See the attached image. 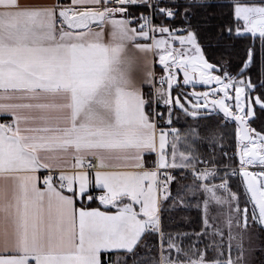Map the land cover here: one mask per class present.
Returning <instances> with one entry per match:
<instances>
[{
	"label": "snow or ice",
	"instance_id": "6c2138e0",
	"mask_svg": "<svg viewBox=\"0 0 264 264\" xmlns=\"http://www.w3.org/2000/svg\"><path fill=\"white\" fill-rule=\"evenodd\" d=\"M186 4L0 0V264H264L251 234L264 230V127L251 126L264 114V0H232L214 33L192 23L211 0ZM249 35L239 65L212 62ZM229 122L243 192L215 154ZM196 191L208 194L199 231L166 233L163 213Z\"/></svg>",
	"mask_w": 264,
	"mask_h": 264
},
{
	"label": "trees",
	"instance_id": "16d2710c",
	"mask_svg": "<svg viewBox=\"0 0 264 264\" xmlns=\"http://www.w3.org/2000/svg\"><path fill=\"white\" fill-rule=\"evenodd\" d=\"M213 4H214V7L209 8L206 11L204 9H201V8L194 9L195 15L192 18V23L194 25L199 23L201 26V32L202 33H214L216 31L215 25L217 23H219L221 20L227 18L225 15H222V14H225L229 11L231 4H232V0H220L219 2H216ZM185 6H187V4H185ZM143 10H144L143 8L132 9L133 12H138V11H143ZM211 12L216 13V18L213 20H210L208 22L209 26H205L203 23V18L208 13H211ZM161 21H163L164 23H167V24H174L175 26H180L179 20H176V21L166 20L165 21V20H163V17H157L155 22L160 23ZM250 40H251L250 35L237 38L235 40V47L228 49L227 52H225L224 49L213 48L212 51L214 52V55L212 57H210V59L212 60L213 63H215V62H217V60H219L221 58V55L223 54L224 59H229L234 66H237L240 64V61H242V59L245 58L244 57V50L249 45ZM162 69L163 68L161 66L157 65V70L160 73H161ZM233 70H235V69H233ZM259 73H260V54H259V42L257 41L256 63L252 66L251 73H246V75L251 74L253 77V81L255 82L259 76ZM199 88L202 89L201 87H199ZM255 111L257 114V118L255 120L251 121V126L255 127V128H257V130H259L261 127H264V114H262L260 112L258 107H256ZM216 119H222V115L219 118L214 117L213 122ZM174 125H175V127L181 128V129H183V127H184V125L182 123L174 124ZM236 128H237V126H236L235 122H229L227 127L218 129L219 132H223V134H224V139H223L224 147H223V149H221L219 146H217L215 154L217 153L218 155L222 156L221 152L223 150L237 151ZM201 151L208 152L211 150L207 149V148H202ZM235 160H236L237 166H239L238 159L236 158ZM176 174L177 173H174V175H176ZM190 179H192V177L189 175L187 180H190ZM199 220L200 219H194V220L192 219V221H189L188 223H190V224H186V232L191 233L193 230L199 231L200 224H201V221H199ZM163 222L165 223L167 232H173L174 233V232H176V230H178L176 228V225L178 223L176 216L171 215L170 219L165 216L163 218ZM168 230H170V231H168ZM193 238L194 237H192L191 239H193ZM153 254L155 255L157 253L154 251Z\"/></svg>",
	"mask_w": 264,
	"mask_h": 264
},
{
	"label": "rangeland",
	"instance_id": "374dc122",
	"mask_svg": "<svg viewBox=\"0 0 264 264\" xmlns=\"http://www.w3.org/2000/svg\"><path fill=\"white\" fill-rule=\"evenodd\" d=\"M179 34H183V33H179ZM176 46L179 47V44L177 43ZM157 59H158V56H157ZM158 63H159V61H158ZM158 73H160V72H158ZM162 73H163V69L161 71V74ZM179 80H180L181 84H183V80L181 79V76L180 75H179ZM198 86L201 87V88H204V86L202 84H200ZM182 90H187L188 92H191L190 91V88L188 86L182 87V89H177L176 91H182ZM175 94H176V92L174 91L173 95H175ZM161 108H162V109H160L161 112H166V109L164 108V106L161 107ZM161 126H165V125H161ZM172 126L175 127V125H172ZM181 150H184V149L181 148ZM216 157L219 160V162H220L221 165H229V168L230 169H236L237 170V173H238L239 166H237V163H236V160L235 159L231 160V159L226 158L225 156L224 157L223 156H220L217 153H216ZM251 169L254 170V171H260L261 170L258 166H252ZM221 175H223V173H221ZM190 181H191V179L190 180H187V182H190ZM208 182L209 183H213L214 182V183H217L218 184L219 183V180H216V181H208ZM230 186L232 187V189L234 191L243 192L244 185H243V181H242V178H241V176H240L239 173L237 175H235V176L230 177ZM173 188H175V185H173ZM218 194L219 195H226V193L222 192L221 190H218ZM207 195H208L207 193H204L202 191H196L195 192V198L193 199V198H191L192 193H187L186 196H185V199H186V202L191 205V207H188V208L178 207L175 210L165 211L163 213V218L166 216L167 218L170 219L171 218V215L176 216L177 222H178L177 225H176V228L178 230H176V232H186V224H190V223H188L189 221H192V219L193 220L194 219H200L199 221H201L202 212L201 211H198L197 208L195 207V205L198 202H202V200ZM170 202L171 201H169V203ZM243 206H244V202H243V198H242V200H241V207H243ZM248 206H249V208H251V204H249ZM211 210H212V213L213 214H216L217 212H220V211L227 212V208L220 209L219 206H216L214 203H213V205H211ZM222 219H223V217H221V220ZM164 226H165V223H164ZM164 230L167 233L166 226L164 227ZM170 230H168V231H170ZM257 233H259V235H257ZM251 234H252V243H253V245H259L261 243H264V230H260L257 226L253 225L251 227ZM194 239L195 238H193L191 240L186 239L184 241L185 247H187L192 242V240H194ZM198 247H201L202 248L203 245H198ZM212 255H213V253L210 251L209 252V256L211 257ZM258 255L259 254H257V256Z\"/></svg>",
	"mask_w": 264,
	"mask_h": 264
},
{
	"label": "crops",
	"instance_id": "0c3cea01",
	"mask_svg": "<svg viewBox=\"0 0 264 264\" xmlns=\"http://www.w3.org/2000/svg\"><path fill=\"white\" fill-rule=\"evenodd\" d=\"M49 2H51V0H49ZM60 2L63 3V4H65V5L70 4V0H60ZM141 42H143V41H141ZM157 65H158V59H157V57H156V65H155V69H154V70H155V73H158V72H159V71L157 70ZM159 74H161V73H159ZM142 75H143L142 72L138 73V78H141ZM145 90L147 91V88H145ZM161 107H163L162 102L160 103V106H159V108H158L157 110L160 111V109H162ZM4 119H10V117L0 115V121H3ZM43 174H44V173L42 172V173H41V176H42ZM41 183H42V182H41ZM93 206H96V205H93Z\"/></svg>",
	"mask_w": 264,
	"mask_h": 264
},
{
	"label": "built area",
	"instance_id": "2783aa9c",
	"mask_svg": "<svg viewBox=\"0 0 264 264\" xmlns=\"http://www.w3.org/2000/svg\"><path fill=\"white\" fill-rule=\"evenodd\" d=\"M220 0H211V3H216V2H219ZM181 3H185L186 4V0H180ZM179 27V26H177ZM157 74V78L161 75L159 73H156ZM203 91L205 90L204 88L202 89ZM223 152H227L228 153V156H225L226 158L228 159H236L238 157V155H235V153L237 151H230V150H223ZM254 171V170H253Z\"/></svg>",
	"mask_w": 264,
	"mask_h": 264
},
{
	"label": "water",
	"instance_id": "95a60500",
	"mask_svg": "<svg viewBox=\"0 0 264 264\" xmlns=\"http://www.w3.org/2000/svg\"><path fill=\"white\" fill-rule=\"evenodd\" d=\"M158 65H159V63H158ZM159 66H161V65H159ZM162 67V66H161ZM179 75L181 76V78H182V80H183V73H182V71H179ZM201 83L200 82H197V85H196V90L197 91H203L202 89H200L199 88V86L198 85H200ZM189 88H190V91L192 90V86L191 85H189L188 86ZM222 115V114H221ZM236 126H237V124H236ZM237 159H238V162H239V157H237ZM250 170H252V169H250ZM241 176V175H240ZM241 178H242V176H241Z\"/></svg>",
	"mask_w": 264,
	"mask_h": 264
}]
</instances>
